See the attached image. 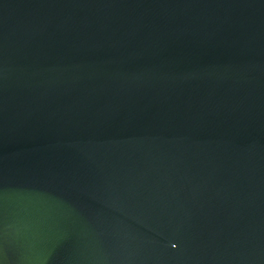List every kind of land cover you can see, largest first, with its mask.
Listing matches in <instances>:
<instances>
[{"label":"water","instance_id":"water-1","mask_svg":"<svg viewBox=\"0 0 264 264\" xmlns=\"http://www.w3.org/2000/svg\"><path fill=\"white\" fill-rule=\"evenodd\" d=\"M0 264H264V0H0Z\"/></svg>","mask_w":264,"mask_h":264}]
</instances>
